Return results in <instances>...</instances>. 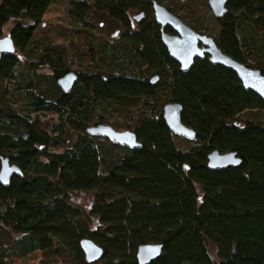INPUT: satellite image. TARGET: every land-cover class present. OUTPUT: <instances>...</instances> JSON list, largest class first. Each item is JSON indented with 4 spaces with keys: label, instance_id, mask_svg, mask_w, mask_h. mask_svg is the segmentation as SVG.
<instances>
[{
    "label": "trees",
    "instance_id": "trees-1",
    "mask_svg": "<svg viewBox=\"0 0 264 264\" xmlns=\"http://www.w3.org/2000/svg\"><path fill=\"white\" fill-rule=\"evenodd\" d=\"M64 1L0 0V38L14 23L16 48L0 53V156L22 172L0 184V239L9 240L0 244V264L37 252H56L69 264H139L145 244L163 246L150 264H264V124L242 119L264 113V100L208 57L181 71L154 16L153 2L165 0L71 1L76 24L94 32L90 16L104 17L124 29L125 48L100 40L90 46L85 71L74 72L64 53L32 45L52 4ZM227 9L210 37L264 74V0H229ZM136 12L143 18L134 30ZM70 72L78 80L64 93L58 79ZM17 76L28 81L27 113L8 101ZM168 103L183 106L182 121L196 132L190 150L177 148L163 119ZM112 104L133 121L141 148L87 132L104 123L98 107ZM44 112L58 116L49 131L31 116ZM215 150L235 152L241 165L211 170ZM79 194L90 196L88 206L70 201ZM84 239L103 249L99 261H87Z\"/></svg>",
    "mask_w": 264,
    "mask_h": 264
},
{
    "label": "rangeland",
    "instance_id": "rangeland-1",
    "mask_svg": "<svg viewBox=\"0 0 264 264\" xmlns=\"http://www.w3.org/2000/svg\"><path fill=\"white\" fill-rule=\"evenodd\" d=\"M71 1L74 0H66L64 2L52 4L42 24L36 29L32 45L37 47L52 46L58 53H64L66 58L65 61L71 66L74 72L80 73L85 71V67L87 68L89 64V57L87 54L90 46H96L100 40L125 49L123 44H121L124 29L104 17L91 15L89 21L92 24L94 32L83 30V28L76 24L69 15V4ZM82 1L90 2L91 0ZM159 4L179 17L196 32L214 37V34H212V32L210 34L208 31L209 29L211 31L216 30L215 16L209 7L208 0H165L159 2ZM137 15H140V13L136 12L130 15L131 28L134 30L139 29L141 23V21H136L134 19ZM13 26L14 23L8 24L5 28L3 37L10 36ZM20 59L23 63L27 61V58L25 59L22 56ZM246 65L251 68L255 67L251 59L246 62ZM40 72L48 74L49 70L41 69ZM24 77L17 76L9 85L10 91L8 94V101L14 107L21 108L27 113L25 104H27L26 84L28 81L26 77ZM96 115L102 117L104 121L102 124L108 125L118 132H133V121L131 118H128V115L116 104L99 106ZM31 116L33 119L38 118L42 123V127L47 131L51 129L54 123L58 122L56 113H32ZM247 118L258 120L264 124V113L257 111L249 112L246 113L242 119L244 120ZM95 123L97 122L94 121L91 125ZM175 143L177 148L182 151L190 150L196 145L194 141L178 136H175ZM62 150L63 149L60 147L52 148L54 152H61ZM70 201L81 206H88L91 198L87 194H79L72 196ZM8 243V239H0V244L7 245ZM69 261L70 258L61 257L56 252H37L27 258L16 261L14 264H69Z\"/></svg>",
    "mask_w": 264,
    "mask_h": 264
},
{
    "label": "water",
    "instance_id": "water-1",
    "mask_svg": "<svg viewBox=\"0 0 264 264\" xmlns=\"http://www.w3.org/2000/svg\"><path fill=\"white\" fill-rule=\"evenodd\" d=\"M228 1L208 0L209 7L216 18H222L228 13ZM153 9L156 22L161 27L162 42L168 49L170 57L181 66L183 73L189 72L196 59H205L208 56L212 65L233 71L246 90L253 91L264 100V74L260 70L234 60L219 48L213 37L196 32L158 2H153ZM142 18L143 14L134 17L136 21ZM167 28L171 29L174 34L167 33ZM15 51L11 36L0 38V53L14 54ZM77 80V74L70 72L58 79V85L64 93H70ZM158 80L156 76L151 83L155 85ZM182 114L183 106L179 103H168L163 108V119L172 134L194 141L196 132L183 123ZM87 132L92 136L107 139L113 144L130 149L142 147L136 134L131 131L118 132L108 125L100 124L90 127ZM241 163L242 160L235 152L221 153L215 150L208 155V166L211 170L238 167ZM21 175L22 172L17 165L11 164L9 158L0 156V184L7 187L14 176ZM81 246L90 263L99 261L104 255L103 249L91 240H82ZM162 250L163 246L159 244L141 245L137 250V260L139 264H150L161 255Z\"/></svg>",
    "mask_w": 264,
    "mask_h": 264
},
{
    "label": "flooded vegetation",
    "instance_id": "flooded-vegetation-1",
    "mask_svg": "<svg viewBox=\"0 0 264 264\" xmlns=\"http://www.w3.org/2000/svg\"><path fill=\"white\" fill-rule=\"evenodd\" d=\"M141 21V20H140ZM171 34V33H170ZM172 34H174V32L172 33ZM116 35H117V33H116ZM204 35V34H203ZM206 57H208V56H206Z\"/></svg>",
    "mask_w": 264,
    "mask_h": 264
}]
</instances>
